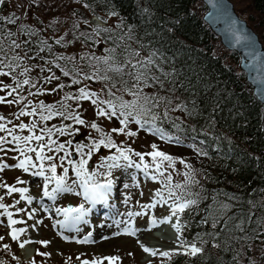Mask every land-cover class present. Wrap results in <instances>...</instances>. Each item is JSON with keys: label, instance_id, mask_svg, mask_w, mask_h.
I'll return each instance as SVG.
<instances>
[{"label": "trees", "instance_id": "obj_1", "mask_svg": "<svg viewBox=\"0 0 264 264\" xmlns=\"http://www.w3.org/2000/svg\"><path fill=\"white\" fill-rule=\"evenodd\" d=\"M25 1L29 3L25 11L0 15L5 18L0 19V43L9 57L18 54L23 58L22 66L15 72L0 77V87L4 84L15 87L12 77L23 80L19 73L23 67H29L32 70L28 77L36 82L37 88L45 90L41 103L54 104L58 109L66 94L78 95L82 87L97 92L101 99H108L106 93L113 81L116 88L112 91L130 100L132 97L117 89L136 83L127 75L135 71L132 64L139 67L140 62L151 60L146 69H140L146 72L147 83L153 85L144 87L143 92L172 101L171 104L162 103L152 111L160 117L154 121L162 130L160 137L166 135L173 140L166 142L158 137L153 144L166 148L172 156L191 165V182L183 193L174 189L184 199L198 201L197 205L178 213L179 221L184 225L180 237L188 244L195 241L197 247L203 249L195 256L175 254L161 264L249 263L252 250L258 253L264 249V107L253 97L244 75L238 70L237 55L223 49L203 23L205 8L202 3L199 0ZM242 2L241 12L246 15L247 24L257 34L264 49V0ZM92 16L106 26H83ZM10 19L15 22L9 23ZM110 19L112 24L107 25ZM9 32L13 34L10 37ZM61 37L64 38L61 44H56ZM12 41L21 47L13 50ZM41 41H47V44ZM42 47L44 51H40ZM58 55L75 56L76 59L74 62L56 60ZM95 57H111L109 64H127V67L120 74L107 72L111 81L81 79L79 84H73V76L65 77L55 67L58 63L71 69L75 64L89 74L99 68V75L103 76L108 66ZM41 68L50 71L41 72ZM53 73L59 79L47 83L44 77ZM151 77L158 78L163 88ZM60 84L65 87L59 89ZM37 88L24 86L18 94L27 97L25 103L29 101V91L35 93ZM7 91H4L6 96ZM9 97L14 99L17 94ZM64 103L70 106L69 111L75 110L86 125L59 116L51 120L59 127L72 125L70 130H90L92 136L89 138L98 139L99 133L87 126L95 122L101 127L99 119L91 120L86 115V108L95 112V106L90 101L75 99ZM181 105L183 108H178ZM39 112L37 109L34 115L37 126L40 129L48 127L51 120L40 121ZM108 121L112 128L120 127L117 119ZM152 123L150 121L142 130L135 122H130L129 129L144 135ZM53 139L60 142L59 136ZM176 139L179 144L174 142ZM78 157L75 156L76 160ZM177 182L184 184L185 177L172 185ZM163 190L168 194L164 186ZM205 218L208 222L200 223ZM213 220L217 221L216 228L211 227ZM188 244L184 246L188 247Z\"/></svg>", "mask_w": 264, "mask_h": 264}, {"label": "rangeland", "instance_id": "obj_2", "mask_svg": "<svg viewBox=\"0 0 264 264\" xmlns=\"http://www.w3.org/2000/svg\"><path fill=\"white\" fill-rule=\"evenodd\" d=\"M228 1L233 5V9L237 16L246 22V15L241 12L244 5L242 0ZM28 6L29 3L25 0H4V7L1 10L0 15L4 17L11 13L19 14V11H25L26 8H29ZM111 24L112 20L110 19L107 21V25ZM82 25L89 27L88 20ZM221 53L223 54V52ZM0 96H6L4 91H0ZM6 97L8 100H13L9 96ZM41 98H45V96L30 95L29 101H31V104L25 108V111L30 112L33 106L41 104ZM25 104H28V101L20 105L15 103L11 105L7 103L0 104V116L4 117L3 120H0V123H4L7 129H15V135L27 136L32 134L28 129L21 131L19 128V125L22 123L31 125L32 122L35 121L33 115L20 116L17 118L20 109L24 108ZM43 104L46 105V102ZM93 112L94 111L91 109L86 108L87 117L91 120L99 119L100 125L104 128L105 132H110L112 129L111 123L103 117L97 118L94 114L95 112ZM48 127L59 128L53 120L50 121ZM39 130L40 128L37 126L34 131H36L37 134H40ZM145 132L144 135L138 134L133 137L122 134L118 135L116 133H111V135L118 146L130 147L134 152L145 154L153 151L151 145H153L154 140L159 139L158 137H160L159 134H152L150 129H147ZM90 133V130H85L84 132L80 130L72 136H60L59 134H54L53 138H58L59 136L60 142H65L67 140L73 141L74 138L75 144L77 142L87 144L90 143L91 140L89 138L92 136ZM0 137H5L7 141H11L0 145V164H6L9 166L3 171H0V185L15 187L17 189L26 188L28 189L25 194L26 197L32 198V202L28 203L26 198H21L19 192L9 193L8 187L0 186V197H2V199H0V204H3L7 209V212H5L4 208H0V237H4L3 240H0V264H82L85 260H87L89 264H92L93 261H96V264H110L109 260L104 258L113 256L119 257V259L113 262V264H161L163 260H166L175 254H184L187 247L184 245L181 246L183 240L180 239V236L177 250L166 249L161 246L160 242L159 245H152L151 247L153 250H158L157 255L155 256H145L144 250L139 245L140 241H144L150 245L149 242L151 239H149L147 235L152 233L150 232L151 228H153V225L151 224L152 219L157 217H169L171 215L170 205L174 201V197L168 198V194L163 190V184L161 181L166 183L167 181L165 180V177L158 176L156 181H153L150 178L152 175H156L153 170L155 166L153 165L151 156L145 155L142 163L139 157L129 153L134 163L141 164V169H136L135 167L112 169V176L110 179L113 181V195L111 197L107 196L105 200L92 203H101V206L107 210L103 212L105 213L103 216H106L107 214L110 216L101 218V215H92V217H89L86 214L78 223L74 222L71 218H68L70 220L65 223L67 220L66 218L59 219V216L55 218L58 214L57 209H63L66 203H70L73 208H77L81 204L85 206V204L88 205V203H91L84 199L83 189L77 185L73 192L57 193L54 200L50 199L49 201H45L43 199V197H46L43 195L44 179L31 174L38 169L30 168L29 172L26 173L22 169L16 168L15 165L24 157L20 155L19 151L14 150L16 142L12 141V138L8 135L7 131L0 132ZM75 144L73 143V145ZM31 146L36 147L37 142L33 141ZM158 149L171 155L166 148L159 147ZM69 150L72 151L71 149ZM73 153L75 154V152ZM48 154L54 155V153ZM28 155L32 156L35 160L34 153H28ZM60 155H63V153H60ZM110 155H118V153H116L115 149L101 147L98 152L93 154L92 160L89 161V170L98 172V175L94 178L95 182H106V177L103 175V173L106 172V169L97 168V165L101 163V157H107ZM174 158L176 160L175 171H173L172 168H167L165 173V175H167V173L172 174L173 184L177 180L184 179L185 176L183 174L187 172L184 164H181L177 157ZM55 162L58 163V160ZM48 163L50 162H46V167ZM120 163L124 164L126 162L121 160ZM143 164L150 165L147 176L142 170ZM166 165L167 162H165V166ZM64 166L69 167L68 183L71 184L72 180L75 179L74 174L69 165ZM57 174H63V170L59 167L57 168ZM46 175L51 174L46 172ZM17 180H22L24 183H17ZM125 184L129 185V187H124ZM55 186L54 181L48 184V191L51 192ZM156 191H161L168 202L156 203V206L153 208H142L141 205L153 204L159 199V197L154 195ZM109 198L115 201V205L112 207H108L105 204V201ZM46 199L48 200L49 197H46ZM17 201H19V203H17ZM9 212L12 213V219L21 221V223L9 227L7 215ZM129 212H140L142 214L129 217ZM29 215L32 216L31 219H29ZM72 215L75 216L76 214L73 213ZM172 218L177 220V217ZM119 220L120 223L117 226L116 221ZM128 223H131L132 226L135 227L136 235H116L117 233H121V230L128 227ZM181 225L182 227L184 226L183 224ZM68 226L71 227V229L68 228ZM13 228L16 230H24L20 234L18 241H13L11 237ZM89 234H91L90 242H77L83 241L89 236ZM25 241L29 244L26 243L28 249L31 248L32 256H30L29 259H26L20 251L19 245L21 242ZM45 241L48 242L47 246L42 243ZM4 245H8V247L5 248ZM161 252H169L171 255L167 257L162 256L160 255ZM240 264H264V249H261L258 253H253L252 250L250 262H241Z\"/></svg>", "mask_w": 264, "mask_h": 264}, {"label": "snow or ice", "instance_id": "obj_3", "mask_svg": "<svg viewBox=\"0 0 264 264\" xmlns=\"http://www.w3.org/2000/svg\"><path fill=\"white\" fill-rule=\"evenodd\" d=\"M4 0H0V4H3ZM87 7V5H85ZM114 15V14H113ZM0 19H5L0 17ZM9 23H14L15 21L10 19L8 21ZM13 35L11 32L8 33V36L10 37ZM64 38L61 37L60 39H57L55 41L56 44L60 45L61 41ZM240 39V36H237V40ZM42 44H47V41H41ZM70 43V41H69ZM66 46V45H62ZM11 47L14 49L20 48L21 45L16 43V41L11 42ZM48 50L51 51V46H48ZM40 51H44V48L42 47ZM138 55V53H137ZM34 58V57H32ZM76 59L75 56L72 57H64V56H56V60H68L74 62ZM83 59V57H81ZM96 60L102 61L105 65H107V69L105 71V74L103 76L99 75L100 69L96 68L95 71H93L91 74L82 72V70L77 67L75 64H73V67L71 69H66L65 67L61 66L60 64L56 63L55 67L59 68L62 74L65 77L73 76L72 79L73 84H79L81 83V79L83 80H101V81H111V77L107 75V72H115V73H123L124 68L127 67V64L124 65H112L109 64V60L111 57H95ZM13 61H16L15 64H13ZM51 63H55L52 61ZM128 63H131L130 61ZM152 63L151 60H148L146 62H140V66L138 67L137 64H132V68L135 70L134 72H129L127 75L132 76V78L135 80L136 83H134L131 87H123L120 89H117V91H123L128 96L132 97L130 100H125L123 96L116 95L115 92L112 91L113 88H116V83L113 81L111 83V87L108 88L106 95L109 97L108 99H101L99 94L95 91H90L87 87H82L78 90V95L73 96L72 94H66L63 97V100L60 101V108L58 109L56 105H45L43 103L39 105H35L32 107V110L25 111V108L28 107V105L31 104V101H28V104L24 105V108H21L17 118L20 116H28V115H36L37 109L40 110L39 116L40 121H49L53 119L56 116L62 117L64 120H72L75 124L85 126L86 121L81 118V116L75 111H69V105L64 103V101L67 100H73L76 101H90L92 105L95 106V114L99 117H105L108 120H112L113 118L117 119L119 122L120 127H113L110 132L106 133L97 123L91 122L90 124H87L88 127L95 130L97 133H99L98 139H92L90 143H80L77 142L75 145H73L72 140H67L65 142H58L56 139H53V135L58 133L60 136L65 135H75L79 132V129H72V125H65L63 127L54 128V127H44L41 128L40 134H37L36 131H34L37 127V121H33L31 125L26 124H20L19 128L21 131L24 129H28L30 132H32L31 135L27 136H19L15 135V129H7L4 123H0V132L7 131L8 135L11 136L12 141H15V149L19 151L20 155L23 156V159H20L19 162L15 165L16 168L22 169L24 172H29L31 169H38L31 174L34 176L42 177L45 181L43 186V195L46 197H49L50 199H55L57 193H68L73 192L75 189V186L79 185L83 189V196L86 201H89L91 203H95L99 200H105L107 197V194L111 191L113 187V181L110 179L112 176V169L115 168H122V167H135L136 169H141L140 163H134L129 155V153L137 156L140 158V161L143 163L144 156L148 155L151 156L152 162L154 167V172L156 175H152L150 178L153 181H156L158 179V176L165 177V180L167 183L165 184L163 181L161 183L165 188L168 190V198H173L174 201L170 205L171 209V215L169 217H166L160 221H157L156 219H152L151 224L153 226L157 225V223H170L172 217H177V220L179 219L178 213H183L186 209L190 208L191 206L197 205V200H186L184 199L183 195H177V193L174 191V189H180L181 193H183L184 188L187 186L188 183L191 182V165L186 164L183 160H180L181 164H184V167L186 169H189L188 172H185L183 175L185 176V183L181 184L177 182L175 185H172V174L167 173L165 175L167 168H172L173 171H175V158L171 155H168L162 151H160L155 144L151 145L153 151L150 153L142 154L140 152H134L132 148L130 147H124V146H118L117 143L113 140L111 133H116L118 135H125L129 137L136 136L138 133L136 131H132L129 129V123L135 122L141 129L145 128V125H148L150 121L153 123L151 124V132L152 134H159L161 133V129L156 127L154 124V121L159 119V115L152 111V109L159 107L162 103L171 104L172 101L170 99H167L164 96H159L158 94H147L143 92L144 87H152L153 85L147 83V76L146 72L141 71V68H147L148 65ZM23 64V58L20 55H14L9 57L8 53L3 48L2 43H0V77H6L10 76L13 72H15L16 68L21 67ZM4 68L9 69V71H3ZM32 69L29 67H23L22 71L19 73L20 76H23V80H18L15 76L12 77L13 82L15 84V87L12 85H6L4 84L2 87H0V91H7V96H13V94H17V97L13 100H8L6 96H0V104H23L24 101L27 99V97L19 95L18 91H23L24 86H28L29 89L31 88H37L36 82L31 80L28 77V73ZM43 71H50V69H44L41 68V72ZM156 83L160 84V87L163 88L162 82L158 80L156 77H151ZM59 79L54 73L50 76L44 77V80L47 83H51V81ZM127 82H125L126 84ZM0 84H2V81H0ZM143 85V87H141ZM59 89H63L65 87L64 84L58 85ZM10 89V90H9ZM43 88H37V91L35 93L29 91V95H42L44 94ZM52 91H56V89H53ZM178 108H183V105L178 106ZM62 109V110H61ZM178 110V109H173ZM46 113V114H45ZM164 116H167V110L164 112ZM149 117V118H145ZM4 117L0 116V120H3ZM47 137V139H45ZM161 139H164L166 142H173L172 137L161 135ZM36 141L37 146L33 147L32 142ZM11 141H7L5 137H0V145H3L5 143H8ZM175 143L179 144V139H176L174 141ZM101 147L108 148V149H115L116 153L118 155H110L107 157H101V163L97 165V168H105L106 172L103 173L106 177L105 183H97L95 182V177L98 175L97 171H90L89 170V161L92 160V156L95 152H98ZM69 149H74V152L77 156H79V159H73V151H70ZM87 149V151H85ZM28 153H34L35 154V160L32 156L28 155ZM48 153H54L55 155H49ZM60 153H63V155H60ZM206 154V153H204ZM58 160V163L55 162ZM123 160L124 164H121L120 161ZM38 162V163H37ZM46 162H50L47 164ZM65 162L67 165L71 167V170L74 174L75 179L72 180V183L69 184V167H65ZM165 162H167V165L165 166ZM9 167L6 164H0V171H3L5 168ZM60 167L63 170L62 175L57 174V168ZM150 165L143 164V171L145 175H148V169ZM47 173H50L51 175H46ZM55 182V188L52 189L51 192L48 191V184ZM17 183H24L22 180H17ZM198 183V181H196ZM5 186L6 185H0ZM124 187H129V185L125 184ZM28 189L26 188H20L17 189L15 187H8V192H19L22 199H27L28 203L32 202L31 197H26ZM142 194V193H141ZM156 197H159L158 200H156L153 204H147V205H141L142 208H153L156 206V203H167V199L164 198L161 191H156L154 193ZM2 199V197H0ZM19 203V201H17ZM0 208H4L5 212H7V209L3 204H0ZM224 208L227 209L228 205H224ZM58 214H63L66 219L71 218L74 222H80L83 217L87 214L86 210L84 208V205L81 204L77 208L68 207L63 209H57ZM75 213L76 215L73 216L72 214ZM142 213H132L129 212L128 216H139ZM8 215V222L9 227H12L13 225L21 223V221L12 219V213H7ZM32 216L29 215V219H31ZM207 218L201 220L200 223L204 224L207 223ZM117 226L119 225L120 221H116ZM172 227L175 229L177 233V238L179 239V235L182 232V226L179 225V223L172 224ZM212 228L217 227V221L213 220L211 223ZM239 228L240 225H237ZM24 230H16L13 228L11 232V237L13 241H18L20 234ZM129 235V236H135L136 235V229L132 226L131 223H128V227L122 230L121 233H117L116 235ZM199 236V234H198ZM91 234H89L88 237H86L83 241H77L78 243H88L90 242ZM4 237H0V240H3ZM47 246L48 242H42ZM188 244L187 241H182V245ZM21 248L25 246V242H21L19 245ZM5 248L8 247V245H4ZM140 247L149 255L155 256L157 255L158 250H153L148 247H145L143 244H140ZM203 249L201 247H197L196 242H192L188 244V247L185 249L184 254L185 255H192L195 256L198 253H201ZM160 255L162 256H170L171 253L169 252H161ZM104 259L109 260L110 264H113L116 260L119 259V257H105ZM82 264H89L87 260L83 261ZM92 264H96V261H93Z\"/></svg>", "mask_w": 264, "mask_h": 264}, {"label": "water", "instance_id": "obj_4", "mask_svg": "<svg viewBox=\"0 0 264 264\" xmlns=\"http://www.w3.org/2000/svg\"><path fill=\"white\" fill-rule=\"evenodd\" d=\"M205 8L202 21L219 41L221 47L238 57V70L256 101L264 107V49L258 36L241 20L228 0H199ZM4 3L0 5V12ZM90 27H105L95 16L88 20ZM240 39L237 40V36ZM73 159L75 155L73 154ZM71 207L66 203L65 208Z\"/></svg>", "mask_w": 264, "mask_h": 264}, {"label": "bare ground", "instance_id": "obj_5", "mask_svg": "<svg viewBox=\"0 0 264 264\" xmlns=\"http://www.w3.org/2000/svg\"><path fill=\"white\" fill-rule=\"evenodd\" d=\"M112 193L113 192L110 191L107 194V196L108 197H111L113 195ZM105 202H106L105 204L108 207H112L113 205H115V203H114L115 201L113 199H110V198L107 199ZM99 204H101V203H99ZM84 208L86 210L87 215L90 217L91 216V212H90V209L88 208V206L86 204H85ZM153 217H154V215H153ZM58 218L59 219H62V218H66V217L64 215H61ZM164 218H166V217H157L155 219L157 221H160V220H162ZM175 223H176V219H174V218L171 219V222L170 223H163V224L157 223V225H155V226H153V228H151L150 232H152V233L149 234V235H147V237L149 239H151V241L149 242L150 245L147 244V243H145L144 241H140L139 242V245L140 244H143L145 247H148L150 249H153L151 246L152 245H159V242H160L161 243V246L164 247V248H166V249L177 250L178 249L177 247L179 246V242L180 241L177 238V233H176L175 229L172 227V224H175ZM26 243H27V241H25V246L23 248L20 247V251H21V253L24 255V257L26 259L27 258L29 259L30 256H32L31 255V250H30L31 248L28 249V246L26 245ZM146 255H149V253L145 252V256Z\"/></svg>", "mask_w": 264, "mask_h": 264}]
</instances>
